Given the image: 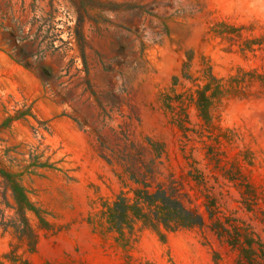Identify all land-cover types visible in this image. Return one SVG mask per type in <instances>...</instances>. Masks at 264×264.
Wrapping results in <instances>:
<instances>
[{
	"label": "rangeland",
	"instance_id": "rangeland-1",
	"mask_svg": "<svg viewBox=\"0 0 264 264\" xmlns=\"http://www.w3.org/2000/svg\"><path fill=\"white\" fill-rule=\"evenodd\" d=\"M0 264H264V0H0Z\"/></svg>",
	"mask_w": 264,
	"mask_h": 264
},
{
	"label": "trees",
	"instance_id": "trees-1",
	"mask_svg": "<svg viewBox=\"0 0 264 264\" xmlns=\"http://www.w3.org/2000/svg\"><path fill=\"white\" fill-rule=\"evenodd\" d=\"M157 192L146 193L144 197H139L142 198V201H139L138 198V201L132 204H129L124 197L118 196L107 213L108 223L120 233L124 226H128V223H132L134 220H140L153 229H157V223L169 229L202 223L201 214L197 210L185 207L175 197L167 196L166 192ZM139 202L140 206H138ZM135 212H137L136 217ZM151 216L152 219H150Z\"/></svg>",
	"mask_w": 264,
	"mask_h": 264
}]
</instances>
